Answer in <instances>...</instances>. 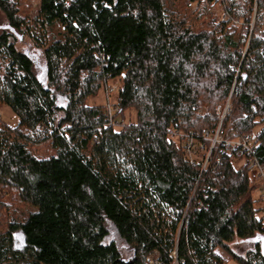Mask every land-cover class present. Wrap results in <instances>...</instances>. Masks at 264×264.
<instances>
[{"label":"trees","instance_id":"obj_1","mask_svg":"<svg viewBox=\"0 0 264 264\" xmlns=\"http://www.w3.org/2000/svg\"><path fill=\"white\" fill-rule=\"evenodd\" d=\"M27 1L0 0V107L19 118L0 117V264H45L38 241L107 264H264V0ZM111 81L112 118L88 106Z\"/></svg>","mask_w":264,"mask_h":264},{"label":"rangeland","instance_id":"obj_2","mask_svg":"<svg viewBox=\"0 0 264 264\" xmlns=\"http://www.w3.org/2000/svg\"><path fill=\"white\" fill-rule=\"evenodd\" d=\"M42 0H28L25 6L22 8V12L26 14H32L34 13L39 4ZM1 22V19H0ZM121 88L120 81H111L108 83L107 88H103V90L100 92L98 97L90 99L88 101V106L90 107H96V106H104L107 108H112V110L117 108V101L119 96V91ZM109 90H113L114 93L111 95H107ZM0 117L1 120L9 125L10 127H17L19 125V118L15 115V113L9 109L8 107H0ZM136 113H127L125 115V121L126 123L132 122L136 123ZM216 138V137H215ZM212 139V149L218 143V140ZM201 159V157H200ZM257 173L258 171L255 169L253 172V178L257 182ZM261 193V192H260ZM257 193L255 197L258 199L259 196L263 195L261 193ZM261 217L264 218V213L261 214ZM240 245H236V250L239 252H244L245 247H241ZM234 247V246H233ZM27 248L25 237L22 234H16L14 237V249L17 252H23ZM33 248L36 253H39L41 256V260L45 264H107V256L104 252L96 251L94 253L86 254L81 257L73 258L68 255H62L57 253L55 250L51 248L45 247L40 241L36 242L35 245H33ZM246 253V252H245ZM226 264H238L235 261H228Z\"/></svg>","mask_w":264,"mask_h":264},{"label":"built area","instance_id":"obj_3","mask_svg":"<svg viewBox=\"0 0 264 264\" xmlns=\"http://www.w3.org/2000/svg\"><path fill=\"white\" fill-rule=\"evenodd\" d=\"M118 112H119V109H117V108L115 110L114 109L112 110V108H109V111H108L109 117L112 118L113 115L115 113H118ZM230 112H231L230 103H228L224 109H221V108L218 109V113L222 114L223 117L226 116L227 114H229ZM215 140L219 141L216 144L221 143L218 135L216 136ZM235 145L238 146L239 148H241L244 152H247L249 154L254 153V150H253L254 139L252 137H245L242 140L236 142ZM256 170L258 171V173H257V184L259 186L260 191L262 192V194L264 196V167L257 166ZM172 258L175 260L174 264H178L177 257H176L175 253L172 255ZM147 264H160L159 258L157 256L153 255L147 259Z\"/></svg>","mask_w":264,"mask_h":264},{"label":"bare ground","instance_id":"obj_4","mask_svg":"<svg viewBox=\"0 0 264 264\" xmlns=\"http://www.w3.org/2000/svg\"><path fill=\"white\" fill-rule=\"evenodd\" d=\"M107 93H108L107 95H111L112 93H114V91L113 90H109Z\"/></svg>","mask_w":264,"mask_h":264}]
</instances>
